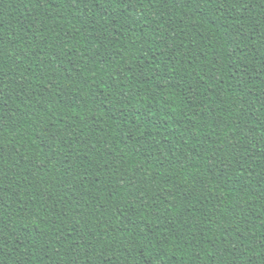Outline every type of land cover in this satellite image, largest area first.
<instances>
[{
    "label": "trees",
    "instance_id": "16d2710c",
    "mask_svg": "<svg viewBox=\"0 0 264 264\" xmlns=\"http://www.w3.org/2000/svg\"><path fill=\"white\" fill-rule=\"evenodd\" d=\"M0 264H264V0H0Z\"/></svg>",
    "mask_w": 264,
    "mask_h": 264
}]
</instances>
